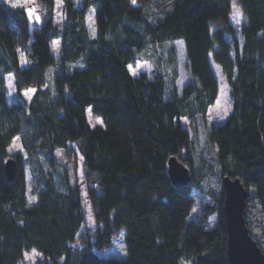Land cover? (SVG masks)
Instances as JSON below:
<instances>
[{"label":"trees","instance_id":"1","mask_svg":"<svg viewBox=\"0 0 264 264\" xmlns=\"http://www.w3.org/2000/svg\"><path fill=\"white\" fill-rule=\"evenodd\" d=\"M15 1L0 0V264L30 252L42 256L36 264H229L223 190L211 194V229L191 219L193 191L207 194L201 181L213 171L239 178L250 194L245 218L254 203L264 222V0H237L241 30L230 22L233 0H39L40 23ZM178 41L191 77L180 93L160 73L131 74L140 54ZM211 58L232 100L226 121L208 131L212 169L197 166L182 123L216 102ZM8 75L18 91L36 90L29 101L9 99ZM88 109L101 126L90 125ZM73 153L98 228L82 247H73L86 224ZM173 157L191 172L183 189L168 174ZM123 230L126 258L101 256Z\"/></svg>","mask_w":264,"mask_h":264},{"label":"rangeland","instance_id":"2","mask_svg":"<svg viewBox=\"0 0 264 264\" xmlns=\"http://www.w3.org/2000/svg\"><path fill=\"white\" fill-rule=\"evenodd\" d=\"M75 1L78 7H80L82 0ZM14 4L26 6L28 12L29 10L34 9V11L31 12V15L29 12V15L31 19H34L38 23L41 22V17L46 12V9L41 7L39 0H16ZM61 12L62 5L60 3H56L54 15L58 23H61ZM237 12L239 15L236 14ZM37 17H39V19H37ZM93 19L94 10L91 8L88 11V20H90L91 24L93 23ZM230 22L236 28V30H241V28L247 23L245 14L240 9L237 0L232 1ZM57 47L58 43H54V52L57 51ZM140 57L142 60H139L131 65L130 72L133 76L147 74L149 77H151L157 73H160L164 75L168 85H175V88L179 93L183 87L191 81V77L186 67L187 57L185 46L182 41L166 43L163 46H155L145 51L144 55L140 54ZM23 64H25V62H23ZM212 67L219 85V92L215 104L209 109L208 113L204 117L198 116L193 121L182 119L183 125L189 129L194 144L197 166H200L202 161V164L210 166L211 169L215 167L216 149L209 140V128L212 126L222 125L232 111V100L226 79L224 78L220 68L216 66L213 61ZM6 86L8 97L12 101L19 99L27 102L36 91L35 89L18 91L15 87L13 75H8L6 77ZM87 116L92 127L102 125V120L94 116L90 109H88ZM14 150H19V147H17L16 144ZM61 156H63L62 153L59 154V157ZM63 158H65V156H63ZM69 159L68 165L71 168L70 175L73 179V182H75V184L81 189L83 213L86 222L78 241L73 245V247H82L86 242V238L94 241V234L98 228L94 218L93 209L88 200L87 184L84 177L82 158L78 153H73ZM184 165L189 168L186 163H184ZM73 166H75L76 169H73ZM201 184L203 189L208 193L203 195L195 190L193 191L195 204L191 213V219L204 224L207 229H211L215 227L217 223V218L215 215L210 217L208 216L210 208L216 205V198L211 194L214 193L218 196H221L223 190V178L217 172L213 171L208 177L201 181ZM246 217V220L250 225L252 236L255 237L262 251H264V222L257 205L250 203V208L247 210ZM125 234L126 232L123 230V232H121L113 241L111 248L106 252L100 253V255L103 257H114L120 259L126 258L127 252L124 241ZM42 260L43 258L41 255L36 252H30L25 255V258L21 264H36Z\"/></svg>","mask_w":264,"mask_h":264},{"label":"water","instance_id":"3","mask_svg":"<svg viewBox=\"0 0 264 264\" xmlns=\"http://www.w3.org/2000/svg\"><path fill=\"white\" fill-rule=\"evenodd\" d=\"M17 162L10 158L5 163V173L9 181L17 175ZM168 174L177 189L187 187L191 172L176 157L168 162ZM224 211L227 227V258L229 264H264V252L250 235L245 210L250 194L239 178L223 179Z\"/></svg>","mask_w":264,"mask_h":264},{"label":"snow or ice","instance_id":"4","mask_svg":"<svg viewBox=\"0 0 264 264\" xmlns=\"http://www.w3.org/2000/svg\"><path fill=\"white\" fill-rule=\"evenodd\" d=\"M133 2H135V0H133ZM32 11H34V9H32V10H29V12H30V15H31V12H32ZM236 14H237V15H239V13H238V12H237ZM37 19H39V17H37ZM129 67L131 68V66H129Z\"/></svg>","mask_w":264,"mask_h":264}]
</instances>
